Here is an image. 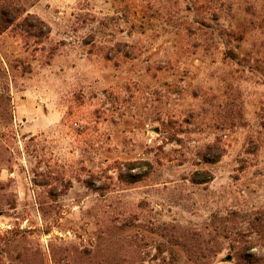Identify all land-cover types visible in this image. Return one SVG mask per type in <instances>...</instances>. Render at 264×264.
<instances>
[{
  "label": "rangeland",
  "instance_id": "rangeland-1",
  "mask_svg": "<svg viewBox=\"0 0 264 264\" xmlns=\"http://www.w3.org/2000/svg\"><path fill=\"white\" fill-rule=\"evenodd\" d=\"M0 7V264H264V0Z\"/></svg>",
  "mask_w": 264,
  "mask_h": 264
},
{
  "label": "trees",
  "instance_id": "trees-1",
  "mask_svg": "<svg viewBox=\"0 0 264 264\" xmlns=\"http://www.w3.org/2000/svg\"><path fill=\"white\" fill-rule=\"evenodd\" d=\"M24 13L15 18L8 7H0V35L12 27L22 32V35H24L26 39L32 38L39 43H42L43 41L47 42L51 33L49 25L34 14L24 15ZM16 19L19 21L16 22ZM49 51L52 53L54 52V49L50 48ZM209 179L210 177L199 183H204Z\"/></svg>",
  "mask_w": 264,
  "mask_h": 264
}]
</instances>
